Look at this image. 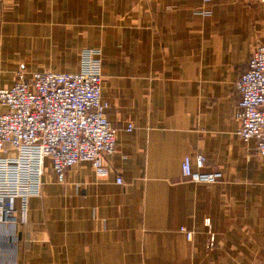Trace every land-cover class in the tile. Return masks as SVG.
Masks as SVG:
<instances>
[{
  "label": "crops",
  "instance_id": "obj_1",
  "mask_svg": "<svg viewBox=\"0 0 264 264\" xmlns=\"http://www.w3.org/2000/svg\"><path fill=\"white\" fill-rule=\"evenodd\" d=\"M258 45L256 0H0V89L98 49L116 130L105 177L79 163L59 182L45 162L40 196L0 224V264H264V157L235 118ZM197 155L221 182L183 178Z\"/></svg>",
  "mask_w": 264,
  "mask_h": 264
},
{
  "label": "built area",
  "instance_id": "obj_2",
  "mask_svg": "<svg viewBox=\"0 0 264 264\" xmlns=\"http://www.w3.org/2000/svg\"><path fill=\"white\" fill-rule=\"evenodd\" d=\"M211 0H203L208 4ZM264 4V0H256ZM197 14L209 16L200 10ZM76 72H34L20 70L10 88L0 89V224L14 219L15 203L26 214L29 200L39 197L45 162L59 182L65 172L79 163H88L97 176L105 177L104 158L114 154L116 130L106 118L108 105L101 101V53L98 49L80 52ZM241 96L236 120L237 136L243 142L256 141V154L264 157V45L256 46L248 69L235 84ZM132 125L126 127L127 132ZM201 155L193 164L185 157L181 164L184 179L194 184L221 182L219 170L204 171ZM121 185L120 178L115 180ZM209 227L208 221L204 222ZM14 231L12 226L10 229ZM186 239L192 232L181 229ZM208 232V250L214 247Z\"/></svg>",
  "mask_w": 264,
  "mask_h": 264
}]
</instances>
